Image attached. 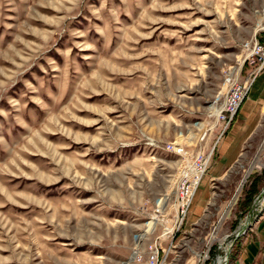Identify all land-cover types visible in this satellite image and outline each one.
Segmentation results:
<instances>
[{"label": "rangeland", "instance_id": "1", "mask_svg": "<svg viewBox=\"0 0 264 264\" xmlns=\"http://www.w3.org/2000/svg\"><path fill=\"white\" fill-rule=\"evenodd\" d=\"M263 18L264 0H0V264L155 246L159 264H264V109L216 173V113ZM198 162L205 208L168 237Z\"/></svg>", "mask_w": 264, "mask_h": 264}, {"label": "built area", "instance_id": "2", "mask_svg": "<svg viewBox=\"0 0 264 264\" xmlns=\"http://www.w3.org/2000/svg\"><path fill=\"white\" fill-rule=\"evenodd\" d=\"M243 64L248 65V70L244 78L241 80L235 79L231 82L230 86L225 92L223 101L217 110L216 127L218 135L216 140L222 139L226 132L231 128L236 120L238 111L240 110L243 101L247 97L253 83L259 74L264 71V18L257 29L254 40L252 41L249 52L245 57ZM206 169L207 167L204 162H198V166H193L181 176L175 196L176 213L174 219L172 220L173 227L166 228V234H168V237L170 235H174L175 231L179 230L183 225L189 207L192 203V198L196 192L195 190L193 192L190 191V187L198 186L200 179L204 175ZM169 221L170 219L168 222ZM240 234L241 232L238 230L236 232V236H239ZM208 252L205 253V255H200V264L205 263L206 259L209 257ZM160 256L161 248L155 246L146 255V260H144L145 257L140 256L136 259V261H145L144 264H159L161 261ZM219 259H221V257L216 259L215 264H218Z\"/></svg>", "mask_w": 264, "mask_h": 264}, {"label": "crops", "instance_id": "3", "mask_svg": "<svg viewBox=\"0 0 264 264\" xmlns=\"http://www.w3.org/2000/svg\"><path fill=\"white\" fill-rule=\"evenodd\" d=\"M255 82V85L253 84L254 87L252 86L253 88L251 87L248 93L249 99L242 103L235 122L218 145L216 158L218 167L216 168V173H222L232 165L239 156L248 133L257 126V117H261L264 107L263 103L258 101L264 99V73ZM200 187L201 185L197 189L191 204V207L196 204V208H193V213H200L205 208L208 199L204 191V194H201L199 198L197 197Z\"/></svg>", "mask_w": 264, "mask_h": 264}, {"label": "bare ground", "instance_id": "4", "mask_svg": "<svg viewBox=\"0 0 264 264\" xmlns=\"http://www.w3.org/2000/svg\"><path fill=\"white\" fill-rule=\"evenodd\" d=\"M260 203H264V197H263V199L260 201ZM241 232H242V231H241ZM239 236H240V235H239ZM223 260H225V263H224ZM226 261H227V256H225L224 258L219 259L218 264H227Z\"/></svg>", "mask_w": 264, "mask_h": 264}]
</instances>
